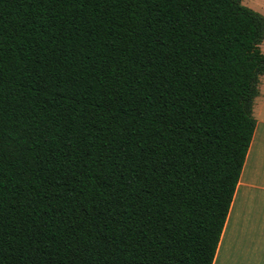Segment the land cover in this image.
Segmentation results:
<instances>
[{
	"label": "trees",
	"instance_id": "16d2710c",
	"mask_svg": "<svg viewBox=\"0 0 264 264\" xmlns=\"http://www.w3.org/2000/svg\"><path fill=\"white\" fill-rule=\"evenodd\" d=\"M263 41L243 0H0V264H213Z\"/></svg>",
	"mask_w": 264,
	"mask_h": 264
},
{
	"label": "crops",
	"instance_id": "0c3cea01",
	"mask_svg": "<svg viewBox=\"0 0 264 264\" xmlns=\"http://www.w3.org/2000/svg\"><path fill=\"white\" fill-rule=\"evenodd\" d=\"M257 99H264L261 92ZM261 105L213 264H264V100ZM221 249L224 261L217 263Z\"/></svg>",
	"mask_w": 264,
	"mask_h": 264
},
{
	"label": "rangeland",
	"instance_id": "374dc122",
	"mask_svg": "<svg viewBox=\"0 0 264 264\" xmlns=\"http://www.w3.org/2000/svg\"><path fill=\"white\" fill-rule=\"evenodd\" d=\"M243 4L247 7H249L250 9L254 10L255 12L264 16V0H243ZM260 48L264 52V41L261 44ZM260 81H261V83L259 84V90L264 97V77H262ZM257 98H256L255 103H254V105L256 104L255 105V109H256L255 118L259 119L258 111L260 109V106H262L261 105L262 100H264V99H261V101L260 100L258 101Z\"/></svg>",
	"mask_w": 264,
	"mask_h": 264
},
{
	"label": "bare ground",
	"instance_id": "6f19581e",
	"mask_svg": "<svg viewBox=\"0 0 264 264\" xmlns=\"http://www.w3.org/2000/svg\"><path fill=\"white\" fill-rule=\"evenodd\" d=\"M228 230V229H227ZM227 237V236H226ZM225 237V238H226ZM225 242H226V239H225ZM224 244V241H223V243H222V245ZM226 244V243H225ZM223 247V246H222ZM221 247V248H222ZM223 251H224V249H223ZM222 249H221V251H220V253L218 254V257H217V263L220 261V263H221V261H224L223 259L221 260V257H222ZM226 252V251H225ZM227 257V256H226ZM226 260V259H225Z\"/></svg>",
	"mask_w": 264,
	"mask_h": 264
}]
</instances>
